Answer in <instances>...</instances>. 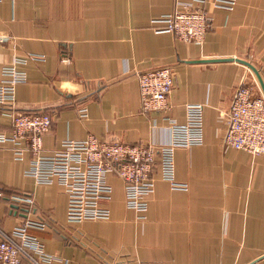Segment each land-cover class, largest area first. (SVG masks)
I'll return each instance as SVG.
<instances>
[{"label": "crops", "instance_id": "obj_1", "mask_svg": "<svg viewBox=\"0 0 264 264\" xmlns=\"http://www.w3.org/2000/svg\"><path fill=\"white\" fill-rule=\"evenodd\" d=\"M191 1L0 0V81L16 56L35 55L18 66L27 78L17 85L16 108L52 115L45 153L91 134L161 142L170 137L167 117L184 125L187 105L203 106L202 143L174 152L175 180L188 187L174 188L157 171L144 219L127 207L123 182L112 175V198L102 203L110 218L69 222L63 186L27 175L31 154L17 160L15 144L0 141V227L46 219L45 229L29 231L54 256L50 264H264V153L224 143L235 88L255 74L236 60L193 61L238 57L264 78V0H237L233 9L207 0L202 43L156 31L163 26L156 18ZM160 66L174 69L172 108L144 112L138 74ZM12 127L0 105V135Z\"/></svg>", "mask_w": 264, "mask_h": 264}, {"label": "built area", "instance_id": "obj_2", "mask_svg": "<svg viewBox=\"0 0 264 264\" xmlns=\"http://www.w3.org/2000/svg\"><path fill=\"white\" fill-rule=\"evenodd\" d=\"M207 0H192L180 9L156 18L163 23L157 32H171L177 40L202 43L209 27V15L204 5ZM237 0H214L215 7L233 9ZM34 55V54H33ZM16 56L2 69L0 81V105L7 108L12 119V131L0 135V141L15 144L14 157L24 158L31 154L26 174L40 183L57 182L67 194V220H107L110 209L102 205L113 195L112 175L123 182L125 202L128 208L146 218L148 197L154 192L156 173L160 170L163 179L174 188L186 189L188 185L175 180L174 152L177 147H188L203 141V106L188 104V122L179 124L167 117L170 137L161 142L152 140L127 143L105 140L94 134L84 139L66 138L51 153H45L43 136L51 129L52 115L45 111H24L16 108L18 83L25 81L24 70L18 68L26 62ZM70 62V57H62ZM141 107L144 112L169 111L172 108L170 95L175 84L171 66H160L138 74ZM80 117L87 116V108L79 109ZM226 132L224 143L251 154L264 153V94L255 76L244 77L235 88L229 110L224 114ZM0 192V198L2 197ZM14 199L32 202L28 196H13ZM46 219H26L10 231L0 227V264H50L54 256L32 233L31 228L45 229Z\"/></svg>", "mask_w": 264, "mask_h": 264}, {"label": "water", "instance_id": "obj_3", "mask_svg": "<svg viewBox=\"0 0 264 264\" xmlns=\"http://www.w3.org/2000/svg\"><path fill=\"white\" fill-rule=\"evenodd\" d=\"M223 60H236L238 62H241L243 64H245L246 66H248L256 75L259 84L261 86L262 92L264 94V78L260 72V70L250 61L242 59V58H238V57H233V58H214V59H206V60H193V61H201V62H214V61H223ZM16 205V204H14ZM17 206V205H16Z\"/></svg>", "mask_w": 264, "mask_h": 264}, {"label": "rangeland", "instance_id": "obj_4", "mask_svg": "<svg viewBox=\"0 0 264 264\" xmlns=\"http://www.w3.org/2000/svg\"><path fill=\"white\" fill-rule=\"evenodd\" d=\"M254 74V73H253ZM256 77V75H254ZM257 78V77H256Z\"/></svg>", "mask_w": 264, "mask_h": 264}]
</instances>
